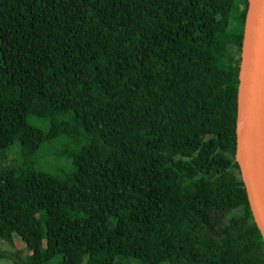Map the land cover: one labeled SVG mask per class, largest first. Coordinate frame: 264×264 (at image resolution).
Returning a JSON list of instances; mask_svg holds the SVG:
<instances>
[{"label": "trees", "instance_id": "16d2710c", "mask_svg": "<svg viewBox=\"0 0 264 264\" xmlns=\"http://www.w3.org/2000/svg\"><path fill=\"white\" fill-rule=\"evenodd\" d=\"M233 4L0 0L1 243L25 264H264L234 159ZM58 137L86 140L58 151L63 179L3 163Z\"/></svg>", "mask_w": 264, "mask_h": 264}, {"label": "water", "instance_id": "95a60500", "mask_svg": "<svg viewBox=\"0 0 264 264\" xmlns=\"http://www.w3.org/2000/svg\"><path fill=\"white\" fill-rule=\"evenodd\" d=\"M234 132V159L264 244V0H247Z\"/></svg>", "mask_w": 264, "mask_h": 264}, {"label": "rangeland", "instance_id": "374dc122", "mask_svg": "<svg viewBox=\"0 0 264 264\" xmlns=\"http://www.w3.org/2000/svg\"><path fill=\"white\" fill-rule=\"evenodd\" d=\"M243 0H234L233 8L231 11V21L237 16L239 10L242 8ZM7 45H2L5 49ZM2 75H0L1 77ZM4 94V82L0 79V99L3 98ZM29 123L42 130H47V124L35 117L28 118ZM86 140L80 138L76 143H69L65 137H58L54 140L45 141L41 144L39 149L29 156L23 157L22 146L18 143L13 144L5 153V159L3 160L4 165L15 163L21 165L27 162L33 169L40 172H45L53 177L63 179L68 173L71 172L72 166L68 156L58 155V151L62 149L72 150L80 145L84 144ZM0 253L5 256L0 258V264H25L26 256L29 252L27 248L20 242L16 241L15 245H9L7 243L0 242ZM60 257L57 256L55 259L49 261V264H58ZM119 264H140L131 258L121 257L118 258Z\"/></svg>", "mask_w": 264, "mask_h": 264}]
</instances>
